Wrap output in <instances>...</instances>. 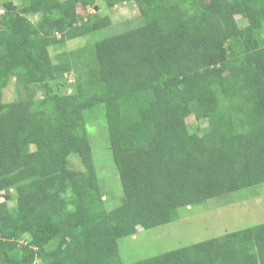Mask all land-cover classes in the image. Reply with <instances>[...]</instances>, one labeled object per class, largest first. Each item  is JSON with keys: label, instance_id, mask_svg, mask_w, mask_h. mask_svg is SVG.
<instances>
[{"label": "trees", "instance_id": "16d2710c", "mask_svg": "<svg viewBox=\"0 0 264 264\" xmlns=\"http://www.w3.org/2000/svg\"><path fill=\"white\" fill-rule=\"evenodd\" d=\"M100 2L134 3L142 24L53 57L112 24ZM2 7L0 264H125L121 237L264 183V0ZM11 81L22 93L4 102ZM98 106L123 189L111 210L87 130ZM191 116L207 120L203 134ZM128 264H264V222Z\"/></svg>", "mask_w": 264, "mask_h": 264}, {"label": "rangeland", "instance_id": "374dc122", "mask_svg": "<svg viewBox=\"0 0 264 264\" xmlns=\"http://www.w3.org/2000/svg\"><path fill=\"white\" fill-rule=\"evenodd\" d=\"M4 1L0 0L1 12L3 11ZM14 1L19 3V0ZM100 5L101 10L98 7L96 11L100 10V15H109L112 24L85 36L75 38L69 44H61L50 48L53 57L64 50H75L142 24L141 14L132 2L122 3L113 8L107 7L102 2H100ZM92 10L88 9L87 11ZM31 18L36 20L38 15L31 16ZM237 19L240 24H243L240 16H237ZM67 79L71 83L72 76ZM71 91V86H69L66 92ZM21 93V90H18L14 85V81H11L3 91V101L17 100ZM42 93L36 87V96L41 97ZM94 110V115L90 118L96 119L87 122V130L92 145L95 172L105 198V207L111 210L120 204L123 189L109 147L104 111L101 106L96 107ZM189 123L192 129L197 128L199 134L205 132L204 128L207 126V120H198L191 116ZM77 157L75 154L70 156L71 166L83 170L84 167ZM12 195L14 200H9L10 206L15 204L16 194L14 191ZM4 199L7 200L9 197L6 196ZM262 222H264V183L256 187L236 191L224 197L210 199L200 204L181 207L177 211V218L169 223L147 230L140 227V231L135 235L124 236L118 240L119 255L121 261L128 264Z\"/></svg>", "mask_w": 264, "mask_h": 264}, {"label": "water", "instance_id": "95a60500", "mask_svg": "<svg viewBox=\"0 0 264 264\" xmlns=\"http://www.w3.org/2000/svg\"><path fill=\"white\" fill-rule=\"evenodd\" d=\"M98 7L96 6V8L95 9H97Z\"/></svg>", "mask_w": 264, "mask_h": 264}]
</instances>
